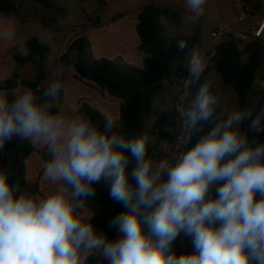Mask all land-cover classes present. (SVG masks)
I'll return each mask as SVG.
<instances>
[{
  "label": "clouds",
  "instance_id": "1",
  "mask_svg": "<svg viewBox=\"0 0 264 264\" xmlns=\"http://www.w3.org/2000/svg\"><path fill=\"white\" fill-rule=\"evenodd\" d=\"M206 0H185L195 20ZM18 21L9 14L0 40L17 42ZM177 52L188 48L176 41ZM21 56L29 49L18 48ZM80 57L57 64L39 95L25 89L9 97L0 90V153L25 140L44 150L42 177L53 185L44 194L0 167V264H88L99 255L107 264H264V107L220 110L213 82L203 79L208 58L186 57L179 113L182 150L156 159L149 154L150 129L123 131L110 112L102 123L87 114L59 110L66 69ZM103 183L122 206L108 224L109 239L82 210ZM183 234L193 251L177 255Z\"/></svg>",
  "mask_w": 264,
  "mask_h": 264
},
{
  "label": "trees",
  "instance_id": "2",
  "mask_svg": "<svg viewBox=\"0 0 264 264\" xmlns=\"http://www.w3.org/2000/svg\"><path fill=\"white\" fill-rule=\"evenodd\" d=\"M32 1L47 11L65 14V10L55 0ZM98 3L103 9L107 6L108 0H98ZM169 9V7L147 4L138 15L136 28L140 37L139 48L146 55L143 68L128 63L120 56L112 59L97 58L86 26L76 30L80 33L79 36L69 44L59 59V63L67 62L72 54L78 55L80 62L76 66L68 67L75 70V78L95 88L105 98L122 100L119 123L123 131H137L143 128L144 119L150 118L153 113L154 97L165 88V83L182 88L186 76L184 62L197 39L182 34L175 37L168 35L162 18L170 16ZM0 14L17 16L16 2L0 0ZM51 23L56 24L57 21L52 18L43 20L46 26ZM98 24L96 22L94 26ZM181 39L187 41L188 48L184 52H177L176 41ZM25 45L29 49V54L25 57L18 53L15 55V60L19 64H34L37 67V78L35 81H30L23 78L20 72H15L8 79L0 81V90H6L10 98V94L19 86L32 89L39 95L42 90L41 83L47 77L46 62L51 52L50 46L42 43L35 36L31 37ZM241 45L244 48H241ZM263 66L264 39L244 41L230 36L216 47V53L208 60V69L202 80L212 73H218L223 83L233 88L239 107H264V92L253 90L259 81L258 72ZM62 103L61 99L58 105L60 111ZM78 113L87 114L102 123L101 114L104 111L98 108L91 99L81 98L78 101L76 114ZM153 127L158 139L167 144L169 149L150 146L149 154L154 155L156 159L171 156L170 148L175 144L179 131V115L175 102L156 113ZM241 130L247 132L250 140L255 138L264 141V133L249 131L247 122L241 125ZM33 156L37 161H32ZM44 159V150L41 146L18 139L6 145L5 150L0 153V167H9L13 177L20 178L24 184L41 192ZM29 160L30 164L35 166L32 180L27 179ZM53 187L48 182L47 186H42L47 193L53 190ZM95 187L96 195L86 201V206H90L93 210V215L88 221H91L99 231L104 232L109 239H115L118 233L115 228L109 229L108 224L122 210V206L109 199L107 187L103 183ZM173 249L177 255L180 254L175 244ZM88 264H107V261L99 255H94L89 259Z\"/></svg>",
  "mask_w": 264,
  "mask_h": 264
},
{
  "label": "rangeland",
  "instance_id": "3",
  "mask_svg": "<svg viewBox=\"0 0 264 264\" xmlns=\"http://www.w3.org/2000/svg\"><path fill=\"white\" fill-rule=\"evenodd\" d=\"M13 1L16 2V6L18 7L20 13L23 16L25 12L30 9L36 21L43 23V20H48L49 18H52L58 23V31H52L51 29H47V27H42L39 25L38 22L34 23L33 25V28H35L34 33L38 35L37 37H39V39L43 43H46L51 47V53L46 63V83L55 75L56 66L57 64H59L57 57V49L54 44V40L57 37V34L61 33L65 37H71V33H73V30H80L82 27L86 26L90 29L89 36L93 35V37L99 36L114 38V34H108L114 32L111 30L112 27L109 26L111 25L112 21H110L109 23H103L101 25H94L96 24V22H98V15L104 17L112 11H116L117 13H119L120 10L118 8L115 9L114 7L115 5L117 7H121L122 5L120 1L114 0L113 4H110L109 6L101 9L98 0H55L58 5L65 10V14L62 15L57 11H47L44 7L34 3L32 0ZM224 1L227 10L223 16L217 14L216 11L212 8V6H207L206 4L204 6V15L202 16L204 18L201 17L199 20H195L188 13L185 4H183L184 6L182 7L178 6L175 8H170L175 13V16L173 18L164 16L162 18V23L166 27V31L170 37H175L180 34L189 37H195L197 39V42L192 50H200L205 53L207 50L209 51L210 49H216V47L224 40L215 39L212 35L213 32L221 25H232L234 23L233 21L236 16L235 11L232 10L230 3H228L229 0ZM256 14L260 15V12L257 11ZM256 19L257 18H251L244 23H236L234 24V27L240 32L250 33L252 27L255 24ZM47 34L53 35L54 40H47L45 38ZM70 39H73V37H71ZM241 48H244V46L241 45ZM184 65L186 67V59ZM15 72L18 71L15 70L13 73ZM258 77L259 81L254 87L256 88V90H259L261 86L260 83L264 81V66L259 70ZM207 79L212 80L213 88L217 95L220 97L221 111L227 113L228 111L239 107L238 99L233 88L229 85L224 84L221 76L218 73H212L207 77ZM179 92L180 88H178L177 86H170L169 84L165 83V88L159 91L154 97L153 113L150 118L144 119L143 124V128L150 129L153 135V140L150 146H156L160 149L165 146V143L158 139V136L153 127L156 120V113L161 112L166 107V105L176 102L179 99ZM85 93L86 92L84 90H77L75 92V95L81 94V97H88V94ZM71 96H73V94L68 93L63 97V102L65 104V110L67 113H69L68 109L71 108ZM117 100L119 102L113 100H108L107 102L109 104L110 109L112 110V115H114V118L119 122V116H116L119 113V103L122 102V100ZM185 103L186 100L184 98V105ZM257 141L264 142L260 140ZM167 149H169V147ZM32 159L33 162L37 161L36 157L34 156ZM30 160L28 162V180H32L34 178L35 173V166L31 165L32 163L30 164ZM82 215L85 220H89V218L93 215L92 208L90 206H86L82 210ZM174 244L176 246V250L180 254L193 251L191 247L190 238L185 237L183 234H181V236L177 238Z\"/></svg>",
  "mask_w": 264,
  "mask_h": 264
},
{
  "label": "crops",
  "instance_id": "4",
  "mask_svg": "<svg viewBox=\"0 0 264 264\" xmlns=\"http://www.w3.org/2000/svg\"><path fill=\"white\" fill-rule=\"evenodd\" d=\"M118 1H120V3L122 4L121 7H117L115 5L114 8L115 9L118 8L121 13L112 11L107 16L104 17L98 15V23H99L98 25H101L103 23H109L110 21H112L111 25L109 26L112 27L111 30L114 32L108 34L110 35L114 34L115 37L114 38L99 37V36L93 37V35L92 36L90 35L89 37L93 45L94 54L97 58H108V59H112L117 56H120L128 63L133 64L139 68H143L146 55L139 48L140 37L138 35L136 28L138 23L139 13L147 4H154L156 6H161V7L175 8L178 6L180 7L184 6L183 4H185V0H118ZM249 1L252 4V14L250 19L257 18L254 26L252 27L254 28L260 20L264 19V0H249ZM113 2L114 0H108L107 6L113 4ZM228 3H230L231 8L234 11L232 0H229ZM206 4L207 6H212V8L216 11L217 14L223 16L226 13L227 9L224 0H206ZM257 11L260 12V15L256 14ZM174 16L170 15L169 18H173ZM6 17L7 15L0 14V28L3 27ZM14 17L18 21L17 42L10 43L0 40V81H4L8 79L15 70L20 72L23 78L30 81H35L37 78V70L35 65L32 63H26V64L17 63V61L15 60V55L19 53L18 48L20 44L25 45V43L31 37L38 36L34 33L35 28H33L34 23L38 21H36L30 9L25 12L24 16L20 13V10L18 9V15ZM38 23L40 26L47 27V29H51L52 31L59 30L58 23L56 24L51 23L47 26L44 25L42 22H38ZM89 32L90 29L88 27V31H87L88 35ZM79 34L80 33H78L76 30H73V33H71V37H73V39H70L71 37H65L61 33L57 34L55 40L53 35L51 34H47L45 38L47 40H54V44L57 49V57L59 61L61 55L67 50L69 44L75 38H77ZM66 72L68 73L69 78L65 82V87L63 89L61 99L63 100L64 95H67L68 93L73 94V96H71L72 98L70 104L71 108L68 109L70 115L76 114L78 108V101L81 98H89L98 108H100L104 112L111 113L112 110L110 109L107 101L108 100L118 101L117 99L110 97L105 98L101 96V94L95 88L79 82L75 78V70L67 68ZM46 80L47 77L41 83V89L45 87ZM25 89L27 88L23 86H19L10 94V96H13L14 94H19ZM77 90H84L86 92L85 94H88V97H81V94L75 95V92ZM253 90H256V88H253ZM120 105L121 102L119 103V107ZM61 108H62L61 109L62 112L63 111L66 112L64 102L62 103ZM119 115H120V109L116 117H118ZM167 148L168 145L165 144V146L162 147L161 149L167 150ZM42 186L44 187L47 186V182L44 181L43 177L41 179V192L46 194L47 192L45 189L42 188Z\"/></svg>",
  "mask_w": 264,
  "mask_h": 264
},
{
  "label": "built area",
  "instance_id": "5",
  "mask_svg": "<svg viewBox=\"0 0 264 264\" xmlns=\"http://www.w3.org/2000/svg\"><path fill=\"white\" fill-rule=\"evenodd\" d=\"M233 2V8L235 11V20L232 25H221L219 26L214 32L213 37L215 39H226L230 36H234L238 39L244 40V41H259L264 39V19L260 20L258 24L251 29L250 33L246 32H240L239 30H236L234 27V24L236 23H244L248 21L252 14V4L249 0H232ZM169 14L171 16H174L173 10L169 9ZM216 53V49H210L208 52H206V56L209 59H211L214 54ZM259 90L264 92V81L260 83ZM176 109L179 113L183 110L184 107V96H183V89L180 88L179 92V99L175 102ZM182 136V131L179 128L178 131V138L175 142V144L170 148L171 155L179 150H182V145L179 143V138Z\"/></svg>",
  "mask_w": 264,
  "mask_h": 264
}]
</instances>
